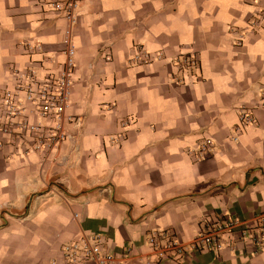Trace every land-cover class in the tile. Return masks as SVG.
I'll list each match as a JSON object with an SVG mask.
<instances>
[{
  "label": "crops",
  "instance_id": "1",
  "mask_svg": "<svg viewBox=\"0 0 264 264\" xmlns=\"http://www.w3.org/2000/svg\"><path fill=\"white\" fill-rule=\"evenodd\" d=\"M261 8L264 0H80L67 114L83 126L68 127L73 141L49 153L19 136L0 149V264H62V246L82 233L100 234L117 264H146L153 231L188 243L218 222L254 228L264 213V25L250 24ZM65 28L45 0H0V91L19 72L58 74ZM136 45L162 59L128 64ZM183 54L198 65L178 83L172 60ZM242 111L253 124L240 126ZM205 139L213 152L192 160L186 150ZM224 239L233 249L158 264H264V250L238 232Z\"/></svg>",
  "mask_w": 264,
  "mask_h": 264
},
{
  "label": "built area",
  "instance_id": "2",
  "mask_svg": "<svg viewBox=\"0 0 264 264\" xmlns=\"http://www.w3.org/2000/svg\"><path fill=\"white\" fill-rule=\"evenodd\" d=\"M80 0L55 2L45 0L50 9L60 15L65 23L63 44L65 60L58 74L41 80L31 70L14 74V81L9 88L0 91V136L12 145L16 137L22 138L34 152L49 153L66 141H73L74 135L68 132V127L75 131L81 130L83 119L67 114L73 87L76 50L73 44V29L76 24V9ZM254 3L255 0H248ZM257 17L250 24L252 27L264 25V8L257 10ZM235 35L234 44L241 46L244 35L231 29ZM162 59L160 53H149L142 46L136 45L134 53L128 60L132 66H147ZM106 62L110 59L106 58ZM175 66V81L182 83L184 77L192 75L197 68L198 58L194 54L179 55L172 60ZM261 106L264 109V92ZM37 118V119H35ZM240 126L253 124L252 116L246 112L240 113ZM124 126V123H121ZM123 140L122 136L112 138L114 144ZM31 141V143H29ZM236 142L237 137H232ZM214 143L205 139L193 149H187L186 154L199 161L213 152ZM27 152V151H25ZM244 222L237 219L210 224L194 238L184 243L171 232L153 231L148 237L149 256L146 264H158L169 256L183 257L189 252L219 251L226 244L224 236L238 232L241 242H249L255 252L264 250V213L257 218L256 226L244 228ZM130 247L124 249L122 260L131 254ZM62 264H117V259L110 253L106 241L100 234H85L61 248Z\"/></svg>",
  "mask_w": 264,
  "mask_h": 264
}]
</instances>
